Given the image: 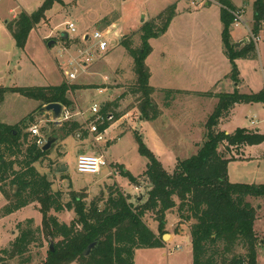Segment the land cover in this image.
Instances as JSON below:
<instances>
[{
    "label": "rangeland",
    "instance_id": "rangeland-1",
    "mask_svg": "<svg viewBox=\"0 0 264 264\" xmlns=\"http://www.w3.org/2000/svg\"><path fill=\"white\" fill-rule=\"evenodd\" d=\"M44 1L0 0V89L66 83L65 76L73 72V68L66 62L77 56L78 49L92 45L89 40L86 45L83 44L82 35L91 36L98 31L109 44L107 50L101 57L92 54V62L83 68L84 72L80 65H76V79L71 82V85L80 88L72 98L74 111L70 115L75 112L84 115L70 119L79 120L84 125L85 121L99 123L91 115L92 105L101 109L105 103L115 102L134 80L132 59L125 46L120 44L121 39L125 37L127 41L131 40L133 47H138V31L141 26L156 18L166 8L175 7V15L166 31L148 40L151 50L145 58V65L150 74L149 85L154 89L151 98L160 111L155 121H143L135 99L127 96L116 108V112L122 116L111 121L114 129H105L101 133L102 142L96 143L91 136L84 140L74 136L61 137L58 125L50 124L48 115L36 111L40 102L12 92L3 95L0 101V122L15 125L32 115L29 128L36 126L45 140L56 138L46 159L35 167L52 182V190L62 191L66 199L73 192L86 197L89 203L99 197L105 199L112 189L128 195L133 206L143 203L147 198L148 184L142 181L134 188L123 174L126 171L138 177L146 169L147 159L138 152L133 133L140 136L163 169L171 174L178 160L188 159L199 150L204 141L205 124L216 107L220 93L236 91L248 95L264 91V39L258 44L257 50L253 47L246 57L236 58L232 63L222 49L223 24L220 19L221 5L217 0L207 5H200L196 0H61V3H54L45 13V18L33 28L24 49L17 48L6 29V22L21 13L27 16L35 14ZM254 1L229 0V3L236 8H243L245 16L250 20ZM68 24L74 25V33H70ZM228 32L232 43L246 37L241 27L233 28L229 25ZM62 34L68 36L66 43L61 38ZM48 42L54 44L48 48ZM245 46L243 44L235 49ZM233 72L237 73L236 80L230 78ZM261 104L253 108L248 104L235 105L222 117L217 130L233 127L225 123L231 118L235 107L238 112L234 125L255 129L251 122L264 119V103ZM259 130L264 133V122ZM102 152L108 168L100 174L86 175L76 171L79 154ZM257 163L230 161L227 167L228 181L248 184L256 177V183H263L258 182L264 181V173L257 172ZM117 165L123 167L122 173L117 171ZM252 203L257 204V199H253ZM4 204L0 195V208ZM57 218L69 224L74 214L63 212L57 214ZM28 219L33 220L35 227L41 226L42 215L38 206H28L0 219V249L8 247L17 235L16 226ZM144 221L153 233L159 235L157 223L150 214ZM178 226L175 212L167 213L165 235L171 234L172 239L169 236L165 240L162 238L163 245L160 248L136 250L134 264H192L189 230L187 226ZM50 244L45 242L41 250H32L31 264H40L46 258ZM6 264L17 262L8 260ZM256 264H264V260L256 258Z\"/></svg>",
    "mask_w": 264,
    "mask_h": 264
},
{
    "label": "trees",
    "instance_id": "trees-1",
    "mask_svg": "<svg viewBox=\"0 0 264 264\" xmlns=\"http://www.w3.org/2000/svg\"><path fill=\"white\" fill-rule=\"evenodd\" d=\"M217 2L223 7L234 8L227 0ZM54 3H61V0H45L35 14L27 16L21 13L6 22V29L17 48L24 49L30 32L45 18V13ZM174 15L175 7L170 6L144 23L138 31V47H133L131 40L127 41L125 37L121 39L120 44L125 46L132 59L134 80L115 102L101 107L100 115L120 118L122 115L116 112V108L127 96L135 99L143 121H155L160 115L151 98L154 89L149 85L150 74L145 58L151 50L148 40L163 34ZM262 18L264 1L255 0L252 19L258 22ZM220 19L224 55L231 62L246 57L253 46L235 49L228 32L232 18L223 8ZM233 68L235 71V65ZM236 74L233 72L230 75L231 80H236ZM79 88L65 83L3 88L0 89V101L6 92H12L40 102L36 111L42 106L57 103L72 113V98ZM217 98L216 107L205 124L204 141L199 150L188 159L178 160L171 174L163 169L140 136L133 133L138 152L147 159L146 169L138 177L126 171L123 174L134 188L142 181L149 186L146 200L136 206L130 202L128 195L112 189L105 199L99 197L89 203L86 197L73 192L66 199L62 191L52 190V182L35 167L46 159L48 151H42L36 145V137L30 139V133L26 132L32 123V115L15 125L0 123V195L5 201L0 208V219L31 205L38 206L42 215L41 226L35 227L32 219L16 226L17 235L7 248L0 249V264H6L8 260L31 264L32 250H41L45 242L52 244L53 251L48 245L46 258L40 264H134L136 250L162 247L166 215L172 211L179 225L187 226L189 230L192 264H256L260 242L253 228L256 208L252 200L264 199V185L230 183L227 165L233 159L231 149L264 143V135L244 128L226 134L225 131H218L217 126L235 105L264 103V91L248 95L233 91L220 93ZM166 105L169 107V104ZM110 126L111 122L105 121L98 124V131L102 132ZM58 131L61 137L74 136L84 140L89 136L84 124L76 119L61 122ZM116 169L122 173L123 167L117 165ZM63 212L74 214L69 224L57 218V214ZM149 214L157 223L160 236L145 223ZM92 243L94 248L84 257L83 252Z\"/></svg>",
    "mask_w": 264,
    "mask_h": 264
},
{
    "label": "built area",
    "instance_id": "built-area-1",
    "mask_svg": "<svg viewBox=\"0 0 264 264\" xmlns=\"http://www.w3.org/2000/svg\"><path fill=\"white\" fill-rule=\"evenodd\" d=\"M199 1L200 5H207L213 0H196ZM216 3V2H215ZM221 8L225 9L227 13L232 18L231 25L233 28H243L246 32V37L244 40H241L240 43L245 45H252L256 50L259 43H261L264 39V18L260 19L258 22H254L253 19H248L245 16V10L243 8H227L221 6ZM70 33L75 32V28L73 24H68L67 26ZM86 35H82L81 41L83 44L86 45L87 40L92 41V45L90 47L80 48L77 50L78 54L76 57H71L66 64L69 67L73 68V72H70L67 76H65L66 85H71V82L76 79L77 75V69L76 65H80L82 72H84V69L90 62H92V54H97L98 57H101L103 53L107 50L109 44L107 40L103 37V35L95 31L90 36H87V40H85ZM96 49V50H94ZM65 63H62L64 65ZM99 93H102V89L99 90ZM91 115L96 117V120L99 121L98 124L106 122L113 121L112 115H106L103 117L100 115V108L97 105H92L90 108ZM84 114L82 112H77L73 115H70L69 112L63 108V115L61 118V122L65 120H69L72 117L76 116H83ZM83 119V117H82ZM50 122L52 120L50 119ZM53 123V122H52ZM83 124V123H82ZM98 124L96 123H87L85 121V128L87 129L88 135L93 138V140L96 143L102 142V136L101 133L98 131ZM252 125H257L258 121H252ZM31 136L36 137V145L39 148H42L45 144L46 140L45 138L40 134V131L36 126H32L28 129ZM108 168V163L102 153L100 154H79L76 161V171L79 174H86V175H98L103 169Z\"/></svg>",
    "mask_w": 264,
    "mask_h": 264
},
{
    "label": "crops",
    "instance_id": "crops-1",
    "mask_svg": "<svg viewBox=\"0 0 264 264\" xmlns=\"http://www.w3.org/2000/svg\"><path fill=\"white\" fill-rule=\"evenodd\" d=\"M227 1L229 2V0H227ZM231 6L234 7L233 4H231ZM252 15H253V5H252L251 19H252ZM12 18L14 19V17H12ZM87 36L88 35H86V37ZM234 43L236 45V44L240 43V41L238 40V41H236ZM74 103H75V107L77 108L75 100H74ZM257 104H259V103H257ZM248 105H250L253 108V106H255L256 104H248ZM262 106H263V110H264V105H262ZM237 112H238L237 107H235L233 109V112L231 113V115H232L231 118H229L228 122L225 123V124H228V127L229 126H233V127H231L230 129L227 128L226 130H221V131H225L226 134H228V133H232L237 128H244V127H240V126L234 125V124H236L235 120H236V117H237V115H236ZM254 112H257V111H254ZM263 122H264V119L262 121L258 120V124L257 125H251V126H254L255 129H246V128H244V129H246L249 132H258L259 134L264 135V133H262L259 130V126ZM0 123H2V122H0ZM119 123L120 122L118 121L117 122L118 126H119ZM3 124H5V123H3ZM6 125H9V124H6ZM110 128L114 129L113 125H111ZM81 154H83V153H81ZM102 154H103V152H102ZM230 156L233 158V159H231V161H237L238 160V161L258 162L257 163V167H256L257 172L260 171V172L264 173V168H263L264 167V143H261L259 145H253V146H241V147H239L237 149H231ZM228 165H230V161H229ZM228 165H227V167H228ZM227 171H228V169H227ZM227 175H228V172H227ZM256 182H257V178L254 177L253 179H251V181H249L248 185H264V181H258V182H263V183H256ZM254 206L256 208V220L254 222L253 228H254L255 234H256L257 238L259 239V242H260L259 246L257 247V258H262V260H264V199L263 200L262 199L257 200V204H255ZM178 227L181 228V227H186V226L180 225ZM178 227L176 229H177V232L179 231V233H180L181 231H180V228L178 230ZM168 236L170 237V240H171L172 239V235L168 234Z\"/></svg>",
    "mask_w": 264,
    "mask_h": 264
},
{
    "label": "water",
    "instance_id": "water-1",
    "mask_svg": "<svg viewBox=\"0 0 264 264\" xmlns=\"http://www.w3.org/2000/svg\"><path fill=\"white\" fill-rule=\"evenodd\" d=\"M67 34H62L61 35V38L63 40L67 39ZM85 40H87V37L85 38ZM54 43L53 42H48L47 46L48 48H50ZM242 43H238L235 45V48L241 46ZM38 113L39 114H46V115H49L50 116V119L52 120V122L54 124H57V125H60L61 124V118H62V115H63V107L60 105V104H48V105H45V106H42L39 110H38ZM55 140L56 138H47L46 139V142L45 144L43 145V147L41 148L42 151H48L52 144L55 143ZM168 235H163V240H165V238L167 237ZM95 244L92 243L90 244L86 249L85 251L83 252V256L86 257L89 255L90 251L94 248ZM49 249L50 251L52 252L53 251V247H52V244L49 245Z\"/></svg>",
    "mask_w": 264,
    "mask_h": 264
},
{
    "label": "bare ground",
    "instance_id": "bare-ground-1",
    "mask_svg": "<svg viewBox=\"0 0 264 264\" xmlns=\"http://www.w3.org/2000/svg\"><path fill=\"white\" fill-rule=\"evenodd\" d=\"M167 238V237H166Z\"/></svg>",
    "mask_w": 264,
    "mask_h": 264
}]
</instances>
